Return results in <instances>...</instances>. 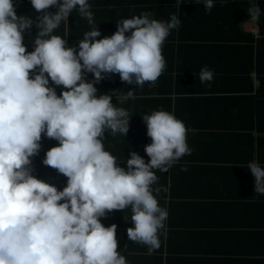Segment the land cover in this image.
<instances>
[{
  "label": "clouds",
  "instance_id": "obj_1",
  "mask_svg": "<svg viewBox=\"0 0 264 264\" xmlns=\"http://www.w3.org/2000/svg\"><path fill=\"white\" fill-rule=\"evenodd\" d=\"M30 2L35 19L18 16L13 0H0V264H128L117 251V225L105 227L101 217L130 209L129 240L147 246L149 253L158 250L169 213L159 202L161 189L153 188L156 170L165 172L190 154L189 130L162 108L144 114L150 159L132 151L121 167L105 150L104 134L125 136L131 116L113 104L112 95H97L95 85L118 73L128 85L155 86L166 68L163 45L181 21L176 14L161 20L144 11L120 19L112 35L97 39L101 32L88 0ZM204 6L210 12L214 0H204ZM76 9L92 25L78 49L54 34ZM248 12L255 21L261 10L252 5ZM34 23L39 31L29 52L23 33ZM87 73L94 79L87 80ZM214 75L204 65L200 82H211ZM49 77L63 86L60 95ZM130 98L135 99L133 89L119 103ZM42 133L59 142L47 150L43 164L67 177L63 190L32 174ZM247 167L255 192L264 195V166L252 160Z\"/></svg>",
  "mask_w": 264,
  "mask_h": 264
},
{
  "label": "crops",
  "instance_id": "obj_2",
  "mask_svg": "<svg viewBox=\"0 0 264 264\" xmlns=\"http://www.w3.org/2000/svg\"><path fill=\"white\" fill-rule=\"evenodd\" d=\"M88 2L101 32L97 39L112 35L120 19L144 11L161 20L176 14L182 27H191L182 29L183 37L172 30L166 39V68L155 86L126 85L135 92L133 104L142 120L162 108L185 123L191 152L167 171L156 170L159 183H165L157 196L169 213L158 250L149 253L147 246L129 240L130 209L101 217L105 227L117 225V251L128 264H264V195L255 192L247 167L252 160L264 166V35L257 21L248 12L238 19V31L226 30L222 24L238 15L229 1L214 2L210 12L204 0L180 6L177 0ZM110 14L116 19L112 23ZM79 24L83 33L92 28L83 17ZM204 65L215 72L211 82H200ZM133 150L145 151L138 146ZM117 164L126 166L120 160ZM62 182L67 184L66 176Z\"/></svg>",
  "mask_w": 264,
  "mask_h": 264
},
{
  "label": "trees",
  "instance_id": "obj_3",
  "mask_svg": "<svg viewBox=\"0 0 264 264\" xmlns=\"http://www.w3.org/2000/svg\"><path fill=\"white\" fill-rule=\"evenodd\" d=\"M186 1H200V0H181L182 3ZM218 1H229L230 2L229 5H232V6L234 5V7L236 6L238 10V15L236 16V18H228L225 21V24H222L224 25V27L227 28V29L225 28L226 30L231 29V31L234 30L235 32L238 31L237 30V23L239 21L238 19H241L243 16L247 15L248 9L252 5H257L260 8L261 13H260L258 20L256 21L259 26V32L264 35V0H214V2H218ZM13 3L15 5V11L18 16L23 15V16L32 17L33 19H35V17L38 15L35 9L33 8L30 0H13ZM48 11L55 12L56 8L50 7ZM113 16L114 15H111V14L107 16V18H109L111 23L114 20H116ZM74 22L78 23L79 30H77V28L74 26L75 25ZM80 22H81V16L79 14V11L73 10V12L68 17V23L66 24L64 22H61L60 26L54 31V34L60 35L61 37L65 38V33H66L67 42L69 46H75L78 49V42L82 40L84 36L83 31L80 29V24H79ZM183 28L186 29V32L189 29H191L190 25H188L187 27L186 26L182 27L181 25L178 30L179 37L181 36L183 37V34H182ZM38 31L39 29L34 23L30 31H26L23 33V36H24L23 43L26 46V51L31 52L34 50V40H35V36ZM250 48L251 47L249 46V49ZM261 57H264V55L262 56L261 54ZM248 58H249L248 59L249 62L251 63L250 53L248 55ZM258 59L259 57H257V60ZM256 65L259 68L260 62L257 61ZM259 72H260V69H259ZM32 75L33 74L30 73V77ZM118 76H119L118 73L111 74V78L105 77L95 86L98 89L97 95L104 94V93L112 95L113 104H115L117 107L125 108L129 112V115L131 116L129 120V131L125 136L119 133L115 135H111L110 131H105V134H104L105 139L103 140L105 150H108L111 154H113L117 158V160L126 162V160L130 158L131 152L134 151L133 150L134 147L138 146V148L142 149L143 147V149H145V145L151 143V138L148 137L147 135V128H146L145 122H143V120L140 118V116H142V114H140L141 112L138 111V109L133 104L134 102H137L136 99L130 98L123 104L119 103V97H120L119 95L126 94L127 88H128L126 87V85L128 84L123 82L121 79L118 80L117 79ZM86 79L89 81L93 80L94 79L93 74L87 73ZM49 84L50 86L55 87L57 95L61 94L63 90V86H55L53 82L51 81L50 77H49ZM120 84H121V88L120 90H118V87ZM40 143H41V149L39 150V153L31 158L32 160L31 166L33 168L32 174L36 176L37 178L46 180L50 184L56 186L58 190H63V188L66 186V184L62 182L64 181V175L59 173L58 170L43 164V159L46 156L47 150H49L53 146H57L59 142L55 139H50L46 137V135L42 133V139ZM137 153H139L142 157H144L145 161H148L150 159L147 156L145 151L144 152L140 151ZM198 158L200 157L198 156ZM181 159L184 160L183 157ZM218 159L221 161H224V160H228L229 158L219 157ZM172 166H176V163H174ZM159 188L161 190L165 189L164 181H161L159 183ZM172 189H173L172 186H169V190H172Z\"/></svg>",
  "mask_w": 264,
  "mask_h": 264
}]
</instances>
